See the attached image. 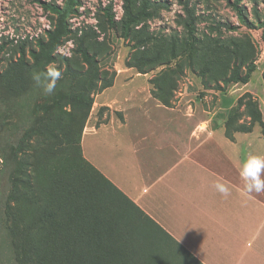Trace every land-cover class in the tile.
Listing matches in <instances>:
<instances>
[{
	"label": "rangeland",
	"instance_id": "rangeland-1",
	"mask_svg": "<svg viewBox=\"0 0 264 264\" xmlns=\"http://www.w3.org/2000/svg\"><path fill=\"white\" fill-rule=\"evenodd\" d=\"M40 1L63 3L0 0V154L6 158L1 192L7 222L2 235H9L15 214L23 223L38 221L42 235L57 246L70 243L85 249L87 243L78 238L91 235L92 250L103 255L106 264H195L174 242L159 237L153 226L154 233L148 235L141 212L82 158L83 128L89 120L107 121L112 109L94 102L84 118L70 103L54 104L51 99L59 91L75 89V79L65 71L68 61L81 72L88 68L75 52L82 41L96 55L100 72L98 79L86 81L88 89L94 91L92 83L98 88L112 80L113 85L103 90L110 88L104 97L111 99L121 97L123 88L150 87L169 105L185 92V116L219 119L225 134H248L255 151L262 152L264 0H239L248 24L240 22L230 3L234 0H188L196 17L197 38L192 42L179 24V16L186 17L179 0H135L134 12L145 7L149 16L133 24L126 38L123 0H81L78 12L66 19L68 29L58 32L57 45L48 35L57 17ZM109 4L114 28L104 16ZM227 25L236 28L229 30ZM251 62L256 69L249 82L225 81L239 68L244 73ZM49 67L61 77L55 91L45 94L33 76L43 78ZM114 114L121 115L116 110ZM14 248L9 243L5 264H18Z\"/></svg>",
	"mask_w": 264,
	"mask_h": 264
},
{
	"label": "crops",
	"instance_id": "crops-1",
	"mask_svg": "<svg viewBox=\"0 0 264 264\" xmlns=\"http://www.w3.org/2000/svg\"><path fill=\"white\" fill-rule=\"evenodd\" d=\"M108 90L95 104L113 114L86 124L84 158L195 263L264 264V192L249 194L240 177L250 155L264 156L254 138L228 136L216 118L185 116V92L166 105L150 87L123 88L111 99L104 97ZM217 181L229 186L227 197L215 189Z\"/></svg>",
	"mask_w": 264,
	"mask_h": 264
},
{
	"label": "trees",
	"instance_id": "trees-1",
	"mask_svg": "<svg viewBox=\"0 0 264 264\" xmlns=\"http://www.w3.org/2000/svg\"><path fill=\"white\" fill-rule=\"evenodd\" d=\"M42 6L45 9H49L53 12V14L57 17L56 28L54 31H48L50 42L59 44V40L57 38L58 32L60 30H67L66 26V19L70 16L75 15L78 12V9L81 6V0H63L62 4H52L47 3L44 1H40ZM180 4L183 7V10L186 12V17L182 15L179 16V24L183 25L188 33L189 39L194 41L197 36L195 34V22L196 17L194 15V6L189 5L188 0H179ZM231 5L237 12L238 18L241 23L248 24L249 21L243 11V9L239 5V0H234L231 2ZM136 2L135 0H123V10L125 19L123 21V28L122 34L126 38L129 36L130 28L133 24L140 21L142 16H149L145 15V7L143 11L139 10L138 12H134V6ZM104 16L106 18L109 27L114 28L116 27V18L114 14V9L111 4L104 7ZM227 29L233 30L236 27L233 25H227ZM220 30V26L216 28ZM40 47L42 50H45L47 46L41 41ZM75 52L79 55L82 60L88 65V68L85 71L78 70L72 68L67 63L66 74L70 76V78L75 79V89L69 91H59L53 98L51 99L54 104H60L62 102L70 103L74 107H76L80 112L84 115V118L89 114L95 100L94 97L98 92L103 91L104 89L113 85L112 80H107L103 83L102 86L96 87L92 83V87H94V91L87 88L86 81L98 79L100 76V72L98 70V62L96 55L90 52L88 46H84L83 42L81 41L78 46L75 48ZM32 55L34 57H38V54L32 51ZM256 66L254 62H251L247 65L245 72L243 73L241 69L235 70L234 73L231 74L229 79L225 81L228 82L230 80L236 83H247L250 81L252 73L255 71ZM157 98V97H156ZM159 99V98H158ZM160 100V99H159ZM162 101V100H160ZM163 102V101H162ZM166 105H169L166 102H163ZM45 110L48 109V105H43ZM109 109L107 106H102L101 109ZM86 126V125H85ZM85 128V127H84ZM83 128V130H84ZM249 131V130H246ZM83 132V131H82ZM82 135V133H81ZM228 136L232 137L233 135L228 134ZM80 151L82 158L84 161L92 167L97 173H99L105 182L113 188V190L119 195L122 196L127 202H130L136 209H138L144 217V221L149 225L148 228V235L153 234L154 230L155 233L159 235V237H164L167 240H171L174 242L183 252L189 261L192 263L194 262L191 259V254L185 250V248L179 244L175 239H173L166 231H164L155 221H153L148 215H146L142 210H140L133 202H131L116 186H114L109 180H107L101 172H99L94 166H92L83 156L81 150V137H80ZM6 158L3 154H0V264H5L4 258L6 256V251L9 243L14 246L15 254L17 258L18 264H106V260L103 255L98 254L96 251L92 250V246L90 241H93V237L91 235H83L79 237V240H82L87 243L85 249H82L79 246L71 245L70 243L67 245H60L57 246L56 244H50L49 240L42 235L43 228L38 221H31L28 223H23L20 218L16 217L13 214L11 220V226H9V235L3 236L2 235V226L6 222L5 217L2 213V192H1V185L3 182L4 177V162ZM18 191L14 195V200H18ZM86 201V198H85ZM88 201V199H87ZM97 216V213H95ZM7 223V222H6ZM150 226L154 229L152 230ZM133 238V235H132ZM141 245V244H140ZM195 263V262H194ZM199 263V262H198ZM195 263V264H198ZM144 264H160L159 261L157 262H146Z\"/></svg>",
	"mask_w": 264,
	"mask_h": 264
},
{
	"label": "clouds",
	"instance_id": "clouds-1",
	"mask_svg": "<svg viewBox=\"0 0 264 264\" xmlns=\"http://www.w3.org/2000/svg\"><path fill=\"white\" fill-rule=\"evenodd\" d=\"M60 77V71L54 67H49L43 78L41 75L36 74L33 76V79L37 85L43 88L45 94H52L55 91L56 82ZM240 177L244 182L245 190L249 194L264 192V156L250 155L240 168ZM214 187L225 197L230 194V188L224 182L217 181Z\"/></svg>",
	"mask_w": 264,
	"mask_h": 264
}]
</instances>
